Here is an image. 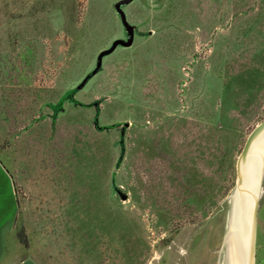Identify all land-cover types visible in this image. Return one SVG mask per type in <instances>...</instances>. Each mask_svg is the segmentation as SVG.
Masks as SVG:
<instances>
[{
	"label": "rangeland",
	"instance_id": "rangeland-1",
	"mask_svg": "<svg viewBox=\"0 0 264 264\" xmlns=\"http://www.w3.org/2000/svg\"><path fill=\"white\" fill-rule=\"evenodd\" d=\"M263 117L264 0H0V264H222Z\"/></svg>",
	"mask_w": 264,
	"mask_h": 264
},
{
	"label": "bare ground",
	"instance_id": "bare-ground-1",
	"mask_svg": "<svg viewBox=\"0 0 264 264\" xmlns=\"http://www.w3.org/2000/svg\"><path fill=\"white\" fill-rule=\"evenodd\" d=\"M264 168V131L252 143L241 165L243 186L235 192L225 237L224 264H246L251 207Z\"/></svg>",
	"mask_w": 264,
	"mask_h": 264
},
{
	"label": "water",
	"instance_id": "water-1",
	"mask_svg": "<svg viewBox=\"0 0 264 264\" xmlns=\"http://www.w3.org/2000/svg\"><path fill=\"white\" fill-rule=\"evenodd\" d=\"M263 131H264V117L258 124L255 125V127L247 135L243 143V146L241 148V151L239 152L238 157H237L236 182H235L234 189L227 196V200L229 202L230 208L228 212V219L226 222L225 231H224L223 238H222V243H221L220 250H219L220 259L222 258V264H224V259H225V248H226L225 237H226V233L228 230V220H229L230 211L232 207V198L235 192L239 191L243 186L241 165L247 156L250 146ZM263 172H264V168L259 178L258 187H257L256 192L253 195V200H252L249 243H248V249H247L246 264H255L256 236H257V211H258V206H259V197H260V191H261V182H262Z\"/></svg>",
	"mask_w": 264,
	"mask_h": 264
}]
</instances>
